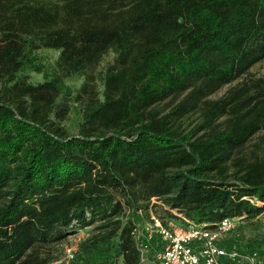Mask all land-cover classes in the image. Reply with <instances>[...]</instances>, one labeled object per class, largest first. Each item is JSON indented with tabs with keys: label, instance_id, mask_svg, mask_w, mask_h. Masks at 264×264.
Wrapping results in <instances>:
<instances>
[{
	"label": "trees",
	"instance_id": "16d2710c",
	"mask_svg": "<svg viewBox=\"0 0 264 264\" xmlns=\"http://www.w3.org/2000/svg\"><path fill=\"white\" fill-rule=\"evenodd\" d=\"M42 49L59 56L34 84ZM110 53L100 98L90 70ZM262 60L264 0H0V264H47L87 227L75 264L108 251L142 264L152 200L164 225L238 218V237L264 214V143L245 154L264 132V75L211 97ZM74 76L86 100L71 135L59 99ZM228 240L264 255L258 238Z\"/></svg>",
	"mask_w": 264,
	"mask_h": 264
},
{
	"label": "rangeland",
	"instance_id": "374dc122",
	"mask_svg": "<svg viewBox=\"0 0 264 264\" xmlns=\"http://www.w3.org/2000/svg\"><path fill=\"white\" fill-rule=\"evenodd\" d=\"M59 52L55 50H46L42 49L39 50L36 53V58L34 59V64L26 69L24 72V75L28 77L29 81L31 83H40L43 82L44 80V73L48 72L51 73L55 69V64L58 59ZM115 55L113 53H110L109 55H106L103 60L92 70H90V75L94 77V82H93V91L99 93V97L101 98V92L103 90V85H102V80L100 77V73L104 71L106 67H108L110 64H112L113 59ZM37 65H40L43 69L42 73H38L35 70V67ZM264 75V60L261 62L255 64L249 71V76H245L242 78H239L232 84L224 87L222 90H220L217 94L212 96V99H217L221 96H223L230 88L238 85L244 79H255L262 77ZM86 76H74L70 79L64 80V83L62 84L61 87V95H60V102L61 103H66V105L70 106V111L67 116V118L63 121V124L65 125V128L68 130L69 134L75 135L77 134L79 124L81 122V108L83 106L84 101L86 100L85 95H82L81 101H79L78 104H76V98L78 94L80 93V88L81 85L85 83ZM90 90V88L88 89ZM91 94H94L91 92ZM82 105V106H81ZM166 107L165 103H162L160 105L159 109H164ZM264 143V132H259L256 134L253 138L249 140V142L246 145L245 148V154H249L252 149H254L255 143ZM151 207L150 209V219L145 216V214L141 215L140 221H139V227H138V235H137V240L140 243V247L142 250L143 254V260L142 264H160L156 258V254L151 251V247L149 246V243L153 241L148 237L149 233V225L151 221H153V218L158 219L159 216L165 215L164 207L162 206V203L158 200H152ZM255 223L250 224L247 223L244 225V228L242 229L241 234L238 237H235L232 239V236L228 235L227 240L230 239L231 241L238 240L239 244L241 246L245 245V242H247L249 239L255 240V238L259 239L258 243L261 248H264V214L256 218ZM148 229V230H147ZM91 230L90 227H87L86 229L81 230L79 233L69 236L66 240L55 244L52 246V248L49 250V253H44L42 256L47 257L49 256L50 259L49 261L56 259L59 257L63 251V248L65 245L68 244H77L78 248L81 242L85 241L87 238L91 236ZM229 241V240H228ZM230 241V242H231ZM236 244V243H235ZM148 245L149 247H146ZM229 245V243L227 244ZM154 250V249H152ZM102 257H87L83 255V258L88 259V262H86L83 259V264H95L99 263L100 261H106L109 260L111 264H118L119 259L115 256V251H108L104 252L101 254Z\"/></svg>",
	"mask_w": 264,
	"mask_h": 264
},
{
	"label": "built area",
	"instance_id": "2783aa9c",
	"mask_svg": "<svg viewBox=\"0 0 264 264\" xmlns=\"http://www.w3.org/2000/svg\"><path fill=\"white\" fill-rule=\"evenodd\" d=\"M239 221L225 218L210 228L191 222L164 225L153 218L148 237L157 235L161 240V250L155 255L160 264H264V255L258 252L242 253L222 246ZM77 251V244L65 245L61 255L47 264H75Z\"/></svg>",
	"mask_w": 264,
	"mask_h": 264
},
{
	"label": "crops",
	"instance_id": "0c3cea01",
	"mask_svg": "<svg viewBox=\"0 0 264 264\" xmlns=\"http://www.w3.org/2000/svg\"><path fill=\"white\" fill-rule=\"evenodd\" d=\"M169 223H174V222H168V224H169ZM174 224H182V223H174ZM147 230H148V229H147ZM148 235H149V233H148ZM155 237L158 238L157 235H155Z\"/></svg>",
	"mask_w": 264,
	"mask_h": 264
}]
</instances>
